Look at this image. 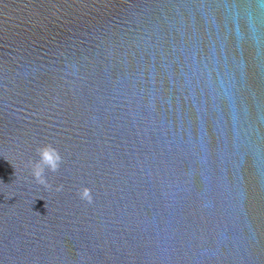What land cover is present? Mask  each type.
<instances>
[{"label":"water","instance_id":"water-1","mask_svg":"<svg viewBox=\"0 0 264 264\" xmlns=\"http://www.w3.org/2000/svg\"><path fill=\"white\" fill-rule=\"evenodd\" d=\"M0 264H264V0H0Z\"/></svg>","mask_w":264,"mask_h":264},{"label":"clouds","instance_id":"clouds-1","mask_svg":"<svg viewBox=\"0 0 264 264\" xmlns=\"http://www.w3.org/2000/svg\"><path fill=\"white\" fill-rule=\"evenodd\" d=\"M38 159L34 162H30L32 166V175L34 179L42 184L48 185V178L45 175V170L49 172H57L62 164V156L59 150L56 149L52 144H44L37 148ZM60 190V186L57 187ZM80 198L92 202L91 190L88 188H83L79 192Z\"/></svg>","mask_w":264,"mask_h":264}]
</instances>
